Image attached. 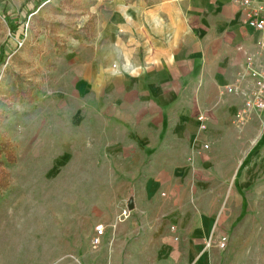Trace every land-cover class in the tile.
Here are the masks:
<instances>
[{"label": "crops", "instance_id": "1", "mask_svg": "<svg viewBox=\"0 0 264 264\" xmlns=\"http://www.w3.org/2000/svg\"><path fill=\"white\" fill-rule=\"evenodd\" d=\"M101 4L87 58L75 60L78 88L88 83L107 112L92 139L103 143L111 180L128 182L134 213L152 214L140 229H117L104 264H222L216 241L204 243L228 194L244 201L235 166L251 128L241 122L259 115L239 114L254 90L247 60L260 56L262 34L234 0ZM255 149L250 159L264 165V142ZM194 165L209 170L194 174ZM244 176L264 181V171Z\"/></svg>", "mask_w": 264, "mask_h": 264}, {"label": "rangeland", "instance_id": "2", "mask_svg": "<svg viewBox=\"0 0 264 264\" xmlns=\"http://www.w3.org/2000/svg\"><path fill=\"white\" fill-rule=\"evenodd\" d=\"M107 1L0 0V264H104L122 224H150L152 214L127 211L128 182L111 180L103 143L92 139L107 122L99 94L78 88L75 60L87 58ZM253 111L259 116L241 122L251 130L235 166L244 201L228 194L208 247L216 241L222 264H264V181L242 180L264 171L250 159L264 142ZM5 141L13 162L1 152ZM198 167L194 174L209 170Z\"/></svg>", "mask_w": 264, "mask_h": 264}, {"label": "built area", "instance_id": "3", "mask_svg": "<svg viewBox=\"0 0 264 264\" xmlns=\"http://www.w3.org/2000/svg\"><path fill=\"white\" fill-rule=\"evenodd\" d=\"M236 5L240 8L243 15L245 25L262 34L260 41V56L258 58H249L247 60L248 75L253 79L254 90L250 100H248L243 108L240 110V117L247 115L250 111L258 110L261 112V126L264 129V0H234ZM228 91H232V87L227 88ZM204 148H208V144L203 145ZM96 236L92 239L94 244L98 243L100 234L102 233V227H96ZM219 247L224 246V242L217 243ZM205 248L211 246V238L204 243Z\"/></svg>", "mask_w": 264, "mask_h": 264}, {"label": "trees", "instance_id": "4", "mask_svg": "<svg viewBox=\"0 0 264 264\" xmlns=\"http://www.w3.org/2000/svg\"><path fill=\"white\" fill-rule=\"evenodd\" d=\"M4 143L5 144H3L1 146V152H3L6 155V157H7V159H8L9 162H13L15 160V155L12 154L10 151H8V150H10V147L12 148V144L9 141H5ZM2 174H4L2 177H4V179H5L7 173L6 172L5 173L2 172ZM4 186H5V184H2V185H0V188L2 189Z\"/></svg>", "mask_w": 264, "mask_h": 264}, {"label": "water", "instance_id": "5", "mask_svg": "<svg viewBox=\"0 0 264 264\" xmlns=\"http://www.w3.org/2000/svg\"><path fill=\"white\" fill-rule=\"evenodd\" d=\"M135 208V204H134V197L133 194L130 193L128 199H127V203H126V209L127 211H132Z\"/></svg>", "mask_w": 264, "mask_h": 264}]
</instances>
